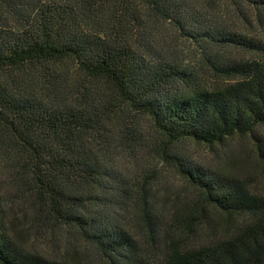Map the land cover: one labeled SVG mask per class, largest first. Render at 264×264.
<instances>
[{
	"label": "trees",
	"instance_id": "1",
	"mask_svg": "<svg viewBox=\"0 0 264 264\" xmlns=\"http://www.w3.org/2000/svg\"><path fill=\"white\" fill-rule=\"evenodd\" d=\"M237 1L264 9V0ZM215 8L0 0V264H264V194L180 148L251 134L264 163L255 130L264 124V41L218 21ZM181 39L200 47L196 64L176 48ZM200 68L228 81L206 85ZM138 151L173 165L195 190L168 219L150 200L153 169L127 175L118 165ZM206 204L222 213L223 234L189 246L208 224ZM31 233L60 253L24 244Z\"/></svg>",
	"mask_w": 264,
	"mask_h": 264
},
{
	"label": "rangeland",
	"instance_id": "2",
	"mask_svg": "<svg viewBox=\"0 0 264 264\" xmlns=\"http://www.w3.org/2000/svg\"><path fill=\"white\" fill-rule=\"evenodd\" d=\"M215 2L216 19L218 21L229 28L239 30L252 38L264 41V9H257L256 11L237 0H215ZM180 46L181 47L176 48L181 50L183 55H186L190 63L196 64L200 53V47L187 39L182 40ZM229 53L230 56L233 57L244 54L237 49L230 50ZM200 75L205 84L210 86L221 85L228 81L216 74L214 75L207 68H202L200 70ZM141 119L142 130L149 131L152 127L149 124L148 118L143 117ZM255 130L263 136L264 124L259 125ZM252 141L251 134L242 136L235 134L228 138L223 144H216L212 147L205 143L185 139L181 141L180 148L196 161L212 168L230 169L229 167H231L234 171L238 172L240 176L249 179V184L254 191L264 194V163L257 160ZM132 155L130 154V156L126 158H118L117 162H119L118 165L120 169L127 175H134L146 169H153V172H151V187L149 190L153 196H150V200H154L158 204L163 202L162 209L165 219L169 218L171 211H174V209L181 206L182 203L186 202L187 199L193 197L195 194L194 188L176 171L173 165L156 159L150 151H138L136 156ZM230 163L232 166H230ZM2 191L4 195H6L5 189H2ZM9 207L8 205L7 215L11 218L17 215V223L21 225L23 219L18 216L17 208H14V210ZM205 215L204 218L207 219L208 224L205 223V227L202 226L201 228H197V230L187 238L186 242L189 243V246H196L208 242L223 234L222 228L225 225V219L222 218V213L206 204ZM133 221L128 225L132 227L134 231H138V224H134ZM216 221L218 223L215 224ZM164 223H167V220H164ZM209 223H214L213 228L209 227ZM22 237L23 243L29 247H35L44 253H60L58 244H56V242H50L48 238L33 235L32 233L30 236L23 234ZM94 259V264H103L97 256H94Z\"/></svg>",
	"mask_w": 264,
	"mask_h": 264
}]
</instances>
